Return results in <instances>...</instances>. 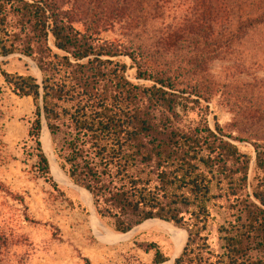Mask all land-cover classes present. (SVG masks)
Instances as JSON below:
<instances>
[{
    "label": "trees",
    "instance_id": "1",
    "mask_svg": "<svg viewBox=\"0 0 264 264\" xmlns=\"http://www.w3.org/2000/svg\"><path fill=\"white\" fill-rule=\"evenodd\" d=\"M150 1L109 0L104 16L83 22L79 30L73 25V8L56 0H0V56L24 55L40 72L38 80L6 70L0 62L6 87L17 97H29L33 106L23 152L34 159L36 175L62 194L41 147L45 126L58 167L90 194L96 215L111 219L114 231L127 232L152 218L183 228L186 240L171 264H264V141L259 133L244 128L243 135H232L219 123L212 130L205 122L179 129L174 119L179 118L176 108L179 99L186 98L185 91L176 89L175 79L164 70L147 67L146 58L153 57L150 48L133 51L98 37L99 25L120 21L117 16L128 18L130 29L139 26L144 5ZM263 1L218 0L215 7L225 18H234L246 4V18L233 33L238 37L246 27L264 22V10L256 15L250 11ZM206 15L200 12L185 35L177 30L179 36L174 33L160 43L174 48L179 41V48L187 40H207ZM225 30L217 31L216 46L223 42ZM119 55L129 58L136 78L152 84L128 81L125 63L111 59ZM234 141L248 142L253 157ZM145 169L155 173L156 186L150 187L149 179L142 177ZM212 186L216 192L211 194ZM0 192L22 203L21 195L2 181ZM210 199L223 200L226 212L218 228L220 253L210 250L204 233ZM179 205L195 206L192 220L184 219ZM8 243L0 231V264ZM136 245L152 252L153 264L168 260L154 242ZM83 261L88 264L87 258Z\"/></svg>",
    "mask_w": 264,
    "mask_h": 264
},
{
    "label": "rangeland",
    "instance_id": "2",
    "mask_svg": "<svg viewBox=\"0 0 264 264\" xmlns=\"http://www.w3.org/2000/svg\"><path fill=\"white\" fill-rule=\"evenodd\" d=\"M108 1L56 0L64 8H73L76 19L73 25L79 30H83V22L88 23L97 15L104 16ZM217 4L218 0H158L156 3L152 0L144 5L143 23L139 26L130 29L127 25L132 23L128 18L117 16L120 21L107 22L103 24L104 29L99 25L98 37L133 51L139 47L150 48L153 57L146 58L147 67L164 70L175 79L176 89L185 91L186 98L179 99L184 106H177L179 118L174 119L179 129L190 130L205 122L214 130V123H219L232 135H243L240 129L244 128L256 130L264 141V22L248 30L246 27V33L235 37L234 30L246 18L248 7L243 3L234 18H225L226 14L215 7ZM261 10H264V1L250 11L256 15ZM200 12L207 13L208 20H204L205 27L208 25L207 40L195 43L187 40L179 48V41L174 48L160 43L162 39L176 36L177 30H183L185 35L184 31L197 21ZM219 28L226 30L223 42L216 46ZM48 44L53 47L51 36ZM111 59L125 63L124 76L128 81L152 84L136 78L135 67L126 55ZM0 61H4L2 66L9 71L40 79L36 65L24 55L13 54L4 60L0 57ZM32 111L31 99L11 93L0 75V181L23 199L21 203L0 192V231L5 232L9 241L1 264H85L83 257L88 259V264H152V252L140 249L136 245L140 242L156 243L168 257L159 264L169 261L171 264L181 252L186 231L157 218L144 220L124 233L114 231L111 219L96 215L90 194L72 183L58 167L49 134L40 141L41 147L62 194L36 175L32 166L34 159L23 152ZM234 144L253 157V148L248 142L234 141ZM142 177L149 179L150 187L158 183L151 170L145 169ZM215 192L212 186L210 193ZM223 204V200L207 201L210 218L204 233L214 253L221 252L218 228L225 220ZM178 207L184 219L192 220L194 205Z\"/></svg>",
    "mask_w": 264,
    "mask_h": 264
},
{
    "label": "bare ground",
    "instance_id": "3",
    "mask_svg": "<svg viewBox=\"0 0 264 264\" xmlns=\"http://www.w3.org/2000/svg\"><path fill=\"white\" fill-rule=\"evenodd\" d=\"M35 66V65H34ZM37 70V69H36ZM39 71V70H38ZM48 135V132H47V130H46V128L45 127H43V130H42V135H41V140L40 141H43L45 138H46V136ZM45 142V141H44ZM55 170V169H54ZM58 172V171H57ZM56 172V173H57ZM58 174V173H57ZM59 175V174H58ZM58 177V176H57ZM59 177H60V175H59ZM58 179V178H57ZM62 179V178H61ZM67 181V180H66ZM155 220V219H154ZM145 223V222H144ZM118 234V233H117ZM174 257V256H173ZM165 264H170V261L169 262H166Z\"/></svg>",
    "mask_w": 264,
    "mask_h": 264
},
{
    "label": "crops",
    "instance_id": "4",
    "mask_svg": "<svg viewBox=\"0 0 264 264\" xmlns=\"http://www.w3.org/2000/svg\"><path fill=\"white\" fill-rule=\"evenodd\" d=\"M1 57V56H0ZM6 57H8V56H6ZM6 57H1L2 58V60H4V58H6ZM1 62V61H0ZM3 67V66H2ZM4 68V67H3ZM7 70V69H6ZM146 253V252H145ZM153 264V263H152ZM158 264V263H157Z\"/></svg>",
    "mask_w": 264,
    "mask_h": 264
},
{
    "label": "water",
    "instance_id": "5",
    "mask_svg": "<svg viewBox=\"0 0 264 264\" xmlns=\"http://www.w3.org/2000/svg\"><path fill=\"white\" fill-rule=\"evenodd\" d=\"M253 155H254V152H253Z\"/></svg>",
    "mask_w": 264,
    "mask_h": 264
}]
</instances>
